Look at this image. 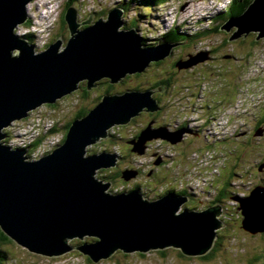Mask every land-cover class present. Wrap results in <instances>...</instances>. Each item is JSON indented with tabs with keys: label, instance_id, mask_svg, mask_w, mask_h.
Returning <instances> with one entry per match:
<instances>
[{
	"label": "water",
	"instance_id": "obj_1",
	"mask_svg": "<svg viewBox=\"0 0 264 264\" xmlns=\"http://www.w3.org/2000/svg\"><path fill=\"white\" fill-rule=\"evenodd\" d=\"M33 0H0V229L24 248L48 257L78 250L98 263L122 250L125 253L172 246L188 256H205L214 247L217 232L224 226L218 217L222 206L203 211L180 208L189 198L173 193L150 201L139 189L112 194L111 183L96 178L99 170L118 163V156L87 155L88 146L107 139L115 125H126L142 111L158 109L152 91L127 90L105 94L83 118L72 121L63 144L50 154L31 161L25 149H13L5 129L22 121L38 107L54 105L87 81V89L102 79L113 85L128 75L144 72L152 62L169 56L177 46L162 42L145 47L134 29H123V10L115 9L106 19L95 15L80 22L78 9L68 7L64 20L70 31L67 45L52 43L37 52L16 30L30 17ZM233 34L235 42L250 34L264 39V0H253L239 16L229 17L220 28ZM209 58L208 53L191 55L178 64L189 68ZM230 59L231 56H226ZM132 141L134 151L143 153L148 139L170 135L150 134ZM152 132V131H151ZM160 162V161H158ZM126 172L124 178L136 175ZM242 210V228L251 234L264 233V186L247 197H235ZM97 240L72 247L70 240Z\"/></svg>",
	"mask_w": 264,
	"mask_h": 264
},
{
	"label": "rangeland",
	"instance_id": "obj_2",
	"mask_svg": "<svg viewBox=\"0 0 264 264\" xmlns=\"http://www.w3.org/2000/svg\"><path fill=\"white\" fill-rule=\"evenodd\" d=\"M51 1L33 0L28 5V8L31 7V11L28 9L29 21L16 30L19 35L31 40L30 44L37 52L46 50L48 45L58 40L63 41L62 51L70 38L64 20L70 0ZM127 1L78 0L73 6L78 9L80 22L93 14L95 22L100 18L106 19L110 11L122 9L123 29H134L139 37L145 39L144 43L151 45H159L157 41H161L168 29L179 28L183 33L196 35L209 28L208 40L194 37L195 42L190 45L196 55L212 50L209 58L192 67L179 68L181 61L175 66L177 55L170 59L172 49V53L162 60L164 64L149 66L139 75H128L122 79L126 80L124 86L121 82L113 85L105 82L87 93L77 90L66 95L55 106L44 104L38 107L30 113L28 121H16L5 129L8 134L6 140L13 149H25L30 160H36L37 155L43 157L52 152L46 147L64 143L67 125L75 120L80 110H91L97 106L109 86H114L113 94L132 89L147 92L157 84L159 76L173 73L172 85L166 89L168 93L161 107L153 112L142 111L129 124L113 126L107 139L102 138L99 143L88 146L87 155L108 153L118 156L115 166L99 170L96 174L99 180L111 183L110 193H129L138 188L150 201L168 193L178 198H189L179 213L186 208L203 211L219 205L217 199L209 197L220 196L222 189L228 185V196H224L222 213L218 217L224 226L216 230L222 233L217 252L205 261L203 256H188L172 246L147 252L125 253L119 250L113 257L95 263L78 250L59 257H48L32 252L9 238L8 243L1 246L8 257V262L4 264H250L256 256L262 257L258 264H264V233L251 234L242 228V210L235 199L247 197L254 188L264 186V39L257 41L258 45L254 47L252 35L245 45L228 42L223 51H217L227 38L211 31L218 25L215 18L228 10L232 0H161L152 5L135 1L131 8L126 9L122 3ZM50 9L55 11L51 18ZM42 15L48 17L46 24H40L44 19ZM135 20H138L137 24L132 27ZM198 38L199 41H196ZM211 46L217 50H210ZM228 54L234 55L235 60L226 59ZM185 58L189 57L186 55L183 60ZM153 94L155 92H152V98ZM145 113L160 116L153 118L144 116ZM187 121H194L197 126L211 121V126L205 128L203 140L196 137H191V142L188 140L190 127L185 126ZM47 125H57L58 133L44 139ZM13 128L16 138L32 130L34 134L31 135L37 137H31L25 143L18 138L13 139L10 135L14 133ZM148 128H151L152 135L161 134L158 131L164 130V135L181 139L173 144L160 135L153 136L145 143L143 153L134 151L132 141H138ZM213 140L216 142L209 144ZM40 149L46 150L41 154ZM199 171L202 174L194 178L193 175ZM126 172L137 174L126 180ZM193 186L198 188L199 193ZM191 195H195V199H191ZM96 240L95 237L85 236L83 240L75 238L69 243L76 248Z\"/></svg>",
	"mask_w": 264,
	"mask_h": 264
},
{
	"label": "flooded vegetation",
	"instance_id": "obj_3",
	"mask_svg": "<svg viewBox=\"0 0 264 264\" xmlns=\"http://www.w3.org/2000/svg\"><path fill=\"white\" fill-rule=\"evenodd\" d=\"M170 31H172V30L171 29H168L167 32H165V34H168ZM218 33H221L222 35H224V37L226 36L227 39H224V43L222 41V43L219 45L220 50L214 49L215 48L214 46H211L210 50L213 49L214 51L217 50V51L221 52V51H223L222 48L228 46V42H229L228 39H229V37L231 36L232 33L229 34V33L225 32V31H222L221 29H219V32ZM252 35L254 36V34H250L249 36H252ZM249 36H247L245 38H242L240 40H237L235 42H232V43H239L241 45H245V43H247V41H248V37ZM194 37L197 38L199 36L198 35H192V34H189V33L188 34L185 33L184 35H181L180 38H176V39H173V40H167V41L162 40V41H157V42H159V44L162 43V42L170 43V44H179V45H177L176 47L173 48V51H172L173 54H171L172 56L170 57V59L171 58H176V55H177L178 58H176L177 60H175V66L177 67V63H179V61L185 62V61H187L190 58L191 55H196L195 54V49H193L190 46L191 43H194L195 42V38ZM201 40L202 41L208 40V38L201 37ZM196 41H199V38ZM155 46H157V45H154L153 47H155ZM210 52H212V50L209 51V52H207V53L209 54ZM186 55L189 58L188 59L185 58L183 60V57H185ZM234 58L233 59L230 58L228 60H235ZM163 61L161 60V61H158V62H154V63H152L150 65V67L160 66V65L164 64ZM207 65H209V64H207ZM138 75H139V73H138ZM138 75H136V76H138ZM167 75L168 76L165 75L164 77L159 76V81L157 82V84H155L153 88H149L152 92H155V94H153V98L156 100L157 104L159 103V105L165 99L164 96L168 93V91L166 89L170 88L171 85H172L171 79H172V76H174V74L170 72V74H167ZM125 81L126 80H122L121 81V86H124ZM105 82H109V80L107 79V80H105L103 82H99V86L102 83H105ZM87 83H88L87 81L81 82L80 85H79V89L78 90H81L84 93L89 92V90H87ZM132 90H141V89H132ZM141 91H144V90H141ZM124 92L125 91H122L121 90V93H118V94H122ZM115 94H117V93H115ZM209 110L212 111V109H209ZM209 110H208L207 113H209ZM144 116H149V117L157 118L160 115L159 114L145 113ZM187 125H189V127H190V130L188 131V135L187 136H188V140L191 142L192 141V138L191 137H196L198 139H202L203 140L204 130L208 126H211V121L208 124H205V125H200L199 124L198 126H197V124L194 121H187L185 123V126H187ZM215 142H216V140L210 142L209 144H212V143H215ZM154 155L157 156V153H154ZM262 166H264V165H262Z\"/></svg>",
	"mask_w": 264,
	"mask_h": 264
},
{
	"label": "trees",
	"instance_id": "obj_4",
	"mask_svg": "<svg viewBox=\"0 0 264 264\" xmlns=\"http://www.w3.org/2000/svg\"><path fill=\"white\" fill-rule=\"evenodd\" d=\"M135 1H137V2H139V3H141V4H143L144 2H148L149 4H153V3H157L158 4V2H161V0H129V1H127V2H123L122 3V5H123V7L124 8H131L132 6H131V4L132 3H135ZM252 1L253 0H232L231 2H230V5H229V8H228V10L225 12V13H222L221 15H218L216 18H215V20H216V22H218V25L216 26V27H214L213 29H212V31H211V33H218L219 32V29L221 28V26L223 25V23L229 18V17H231V16H239V15H241V14H243L245 11H246V9L248 8V6L252 3ZM75 3H78V0H70L69 1V3H68V6L66 7V10L68 9V7H70V6H73ZM127 4V5H126ZM130 4V5H129ZM66 10H65V13H66ZM147 14H148V12H147ZM146 14V15H147ZM224 14V15H223ZM65 15V14H64ZM149 15V14H148ZM137 21L138 20H135V21H133L134 22V24L133 25H131L132 27H134V26H136V24H137ZM125 28V27H124ZM127 29H129V28H127ZM209 29V28H208ZM208 29H206L204 32H202L201 34H196V35H198V36H201V37H203V38H207L209 35H210V31H207ZM185 33H183V32H181L180 30H179V28H173V30L172 31H170L168 34H166L165 36H164V38H163V40L164 41H167V40H173V39H176V38H180L181 37V35H184ZM28 38V37H27ZM243 38H245V37H243ZM29 39V38H28ZM142 39V43H143V45L145 46V47H153L154 45L152 44H146V43H144V41H145V39L142 37L141 38ZM240 39H242V38H240ZM239 39V40H240ZM31 41V40H30ZM29 41V42H30ZM51 45V44H50ZM258 45V43H257V41H256V35H254L253 36V40H252V46H257ZM249 54V56H251L250 55V53H248ZM226 56H231V59H233L234 57V55H231V54H228V55H226ZM225 56V57H226ZM243 59H245V58H243ZM113 88H114V86H109V89H108V91H106V94H113V92H111L112 90H113ZM88 90V89H87ZM52 106H55V105H52ZM158 107H160V105H159V103H158ZM90 112V110H87V109H82V110H80L78 113H77V117L75 118V119H79V118H83V117H85L88 113ZM25 121H28V118L27 119H25ZM72 123V122H71ZM71 123H69L68 125H67V131H66V134H65V136H64V141H65V139H66V135H67V132H68V130H69V127H70V125H71ZM56 127V126H55ZM55 127H52V128H54V130L52 129V132L54 131V133L55 132H57L58 130H57V128H55ZM10 133V132H9ZM9 137H11V136H9ZM228 186V185H227ZM227 186H225V188H223L222 189V191H221V194H220V196H218L217 197V204H219V205H221V206H223V204H224V202H223V199H224V196L226 197V196H228L227 195V193H228V191H227ZM138 189V188H137ZM158 198V197H157ZM186 209H188V208H186ZM221 238H222V233L221 232H217V239H216V241H215V245H214V247H213V249L211 250V252L210 253H208L207 255H205V256H203L202 258L205 260V261H208V260H210L211 258H213L214 257V255H215V253L217 252V246L218 245H220L218 242L221 240ZM10 239L1 231V229H0V264H4V263H7L8 262V257H7V255H6V252L2 249V244H6V243H8V241H9ZM261 258L262 257H259V256H256V257H253V259L250 261V264H258V262L261 260Z\"/></svg>",
	"mask_w": 264,
	"mask_h": 264
},
{
	"label": "bare ground",
	"instance_id": "obj_5",
	"mask_svg": "<svg viewBox=\"0 0 264 264\" xmlns=\"http://www.w3.org/2000/svg\"><path fill=\"white\" fill-rule=\"evenodd\" d=\"M55 2H58V0H52L51 1V3H55ZM50 3V4H51ZM30 11H31V7H29L28 8ZM54 12L55 11H53V9H50V17L49 18H51V16H53L54 15ZM42 17L44 18V19H42L41 21H40V24H46V22H47V19H48V17H44V15H42ZM46 21V22H45ZM47 33H48V29H47ZM166 35V34H165ZM165 35H163V37H161L162 39H161V41L163 40V38H164V36ZM161 44V43H160ZM172 45H178V44H172ZM49 46V45H48ZM176 47V46H175ZM187 117H189V116H187ZM215 120H217V119H215ZM213 121V120H212ZM198 123V122H197ZM200 124H202V123H200ZM224 124H222L221 126H222V129H224V126H223ZM55 126H57V125H55ZM46 127H48V125L46 126ZM53 126H51V127H48L47 128V130H46V132H45V136H44V139L46 138V137H48V136H53V135H55L56 133H58V131L57 132H55L54 133V131L52 132V129L54 130V128H52ZM209 127V126H208ZM38 128H40V127H38ZM37 128V129H38ZM14 129V128H13ZM203 129V128H202ZM205 131V130H204ZM32 132H34V130H32L31 132H29V133H32ZM214 132V131H213ZM207 133V132H206ZM208 134V133H207ZM11 135V134H10ZM19 135H21V134H19ZM27 135V132L25 131V132H23V134L20 136V137H17L18 139H19V141H22V142H26L27 140H29V139H31V136H26ZM51 136V137H52ZM32 137H37V136H32ZM16 138V139H17ZM210 138V137H209ZM40 139V138H39ZM49 139V138H48ZM47 139V140H48ZM34 140H35V138H34ZM210 140V139H209ZM214 141V140H213ZM220 141H222L221 139H220ZM45 142V141H44ZM147 156V155H146ZM149 156V155H148ZM202 173H201V171H199L198 173H196V175H193L194 176V178L195 177H197V176H199V175H201ZM187 182V181H186ZM185 184V183H184ZM193 189H195L197 192L196 193H199L198 192V188L197 187H195V186H193L192 187ZM195 194V193H194ZM217 194H215V195H213V196H211V197H209V199H217ZM190 198L191 199H195V195H191L190 196Z\"/></svg>",
	"mask_w": 264,
	"mask_h": 264
},
{
	"label": "built area",
	"instance_id": "obj_6",
	"mask_svg": "<svg viewBox=\"0 0 264 264\" xmlns=\"http://www.w3.org/2000/svg\"><path fill=\"white\" fill-rule=\"evenodd\" d=\"M50 127H51V126H50ZM46 128H47V127H46ZM12 131H13L14 133H12L11 136L13 135L12 138L15 139V138H16V137H15V129H12ZM12 131H11V132H12ZM7 132H8V131H7ZM31 134H34V133H33V132H32V133H27L26 136H31V137H32ZM33 136H35V135H33ZM55 147H56L55 145H52V146H48V147H46V148H50V150H51V149L53 150ZM45 150H46V149H40L39 152L42 154L43 152H45ZM35 158L38 159V158H39V155H37Z\"/></svg>",
	"mask_w": 264,
	"mask_h": 264
}]
</instances>
